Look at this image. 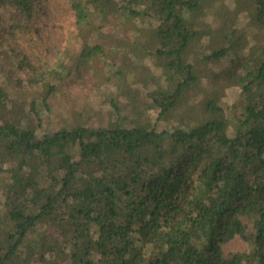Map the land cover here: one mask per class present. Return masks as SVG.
Masks as SVG:
<instances>
[{
	"label": "trees",
	"instance_id": "16d2710c",
	"mask_svg": "<svg viewBox=\"0 0 264 264\" xmlns=\"http://www.w3.org/2000/svg\"><path fill=\"white\" fill-rule=\"evenodd\" d=\"M44 1L0 0V7L12 6L29 21L36 3ZM247 1L262 25L264 0ZM64 5L82 36L64 77L77 69L94 77L95 55L112 66L109 72L123 74L109 61L100 29L126 28L140 18L155 31L156 43L145 52L163 85L145 95L158 117L165 119L196 81L189 54L200 30V0ZM185 10L195 13L187 16ZM222 32L225 46H208L204 59L229 58L234 33ZM10 51L0 50L1 58H14ZM245 60L237 74H225L239 88L231 121L212 96L198 122L169 130L116 122L68 124L39 134L34 101L24 113L7 109L8 86L0 82V264H264V46ZM42 62L39 57L24 66L32 87L39 84ZM20 86L17 79L18 93ZM42 224L54 233L38 231ZM235 237L249 240V250L224 253Z\"/></svg>",
	"mask_w": 264,
	"mask_h": 264
},
{
	"label": "rangeland",
	"instance_id": "374dc122",
	"mask_svg": "<svg viewBox=\"0 0 264 264\" xmlns=\"http://www.w3.org/2000/svg\"><path fill=\"white\" fill-rule=\"evenodd\" d=\"M200 6L203 7L202 18L197 17L200 30L189 54L195 61L196 81L183 90L176 107L165 119L158 117L159 109L145 95L152 87L163 85L154 59L145 52L156 43L151 21L136 18L132 20L133 26L123 28L121 24H106L100 29L109 61L111 58L114 67L121 69L123 74L109 72L112 66L106 68L100 56L95 55L94 63L91 62L94 77L81 75L79 69L64 77L66 67L72 66L82 43L81 34L72 27L64 0L36 3L37 14L29 21L12 6L0 7V50L3 52L7 47L14 54V58L0 56V82L8 86L6 108L21 107L24 113L34 101L40 118L39 134L52 133L68 124L107 126L116 122L133 125L148 122L156 130H169L180 124L198 122L205 114L204 100L216 96L224 107L221 114L231 121V113L236 111L234 105L239 100V88L225 74L230 71L237 74L240 65L246 63V55L264 46V23L261 25L254 20L247 0H200ZM191 13L195 12L184 11L187 16ZM30 22L34 25H24ZM222 30L234 33L236 44L233 41L230 44L229 58L204 59L211 50L206 51L208 46L212 49L225 46ZM236 55L240 57L237 59ZM39 57L43 58L40 81L32 87L27 81L32 73L24 66ZM17 79L21 93L17 92ZM52 83L55 84L52 91L46 93ZM227 133L232 134L230 127ZM38 229L54 233L47 224ZM249 242L235 237L224 244L223 251H248Z\"/></svg>",
	"mask_w": 264,
	"mask_h": 264
}]
</instances>
